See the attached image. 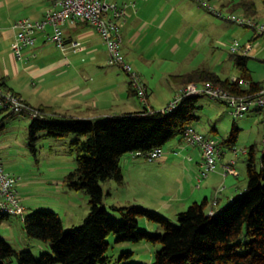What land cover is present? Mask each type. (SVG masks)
Returning <instances> with one entry per match:
<instances>
[{
    "label": "rangeland",
    "instance_id": "obj_1",
    "mask_svg": "<svg viewBox=\"0 0 264 264\" xmlns=\"http://www.w3.org/2000/svg\"><path fill=\"white\" fill-rule=\"evenodd\" d=\"M243 1L156 0L153 8L154 11L158 9V21L166 22L167 14H171L170 18L165 26L162 24L160 28L153 27L148 37L143 35L146 38L144 41L142 36L136 45L137 38L132 43V46L139 48L144 60H140L142 64L139 66L130 63L150 88L146 103L143 100V108L148 105L163 110L173 102L179 91L189 84L182 85L181 80L176 79L177 74L207 67L223 77L241 76L242 72L236 67L232 57L231 47L236 41L243 45L253 44L254 49L248 53V66L255 80L264 79V34L256 33L252 27L228 19V16L233 14L248 15ZM252 1L257 6L255 17L264 21V0ZM23 2L22 0L21 3ZM14 4L16 2L6 3L0 8L1 26L14 24ZM121 50L127 59L126 45L122 44ZM122 72L131 79L124 69ZM199 104V119L194 125L204 134L222 140L229 137L234 125L237 124L241 128L235 145L238 154L235 155L236 151L231 150L233 155L237 156L241 175L228 174L230 179L235 177L237 186L235 185L234 189L240 192L248 183L249 154L245 152L247 147L255 145L257 164L261 166L264 154V121L261 114L254 112L251 118L237 117L231 112L228 104L207 95L200 97ZM9 113L10 110H6L0 103V159L7 170L20 177L18 189L26 207L25 212L29 213L38 208L50 209L61 215L66 230L82 225L90 211V195L84 190L71 188L65 182L67 174L77 166V153L73 152L70 146L76 135L72 133L55 138L48 136L46 131H41L35 152L29 132L32 117L24 113ZM193 147L195 146L179 134L164 145V157L149 160L141 155L135 161L131 153H126L121 161L125 175L124 183H118L114 179L102 183L105 205L113 217L124 220V216L114 210L113 205H131L132 202H137L139 206L165 214L175 224H179V212L186 210L196 199L202 202L207 194L203 186L208 177L203 178L200 183L198 173L192 171L190 166L179 167L180 164L174 161H188L189 152L193 153ZM127 158L135 161L137 167L132 169V162H126ZM217 161L219 166L225 158L218 156ZM201 187L203 189L199 190V194L194 192L198 196L189 199V194H194V189ZM214 192L216 190L212 187L208 192L209 198L214 196ZM176 194L178 200L173 196ZM162 197L173 199L168 201L171 207L167 210L161 208L165 203L161 200ZM187 197V203H183ZM10 219L14 221V225H9L10 222L8 224V218L0 219V235L6 234L3 236L17 249L31 250L37 257L48 251L53 253L49 245V248L42 249L38 244L44 242L27 236L21 217L12 216ZM1 221H4L3 224ZM6 227L9 229H5ZM139 228L152 235L164 232L157 222L143 216L139 218ZM108 240L110 245L107 254L111 256L113 264H151L162 246L160 242L148 240L118 241L116 233H112ZM11 264L19 262L14 259Z\"/></svg>",
    "mask_w": 264,
    "mask_h": 264
},
{
    "label": "trees",
    "instance_id": "obj_2",
    "mask_svg": "<svg viewBox=\"0 0 264 264\" xmlns=\"http://www.w3.org/2000/svg\"><path fill=\"white\" fill-rule=\"evenodd\" d=\"M242 4L256 18L255 2L244 0ZM232 57L242 72L237 79L223 77L207 67L177 74L176 79L182 85L209 81L237 95H256L263 89L264 81L252 77L248 53L236 51ZM0 87L7 90L1 80ZM202 95L205 94L184 96L171 110L146 105L142 110L92 119L53 114L47 107L33 106L39 110L36 116L23 111L32 117L29 132L35 152L41 131L55 138L76 135L70 146L77 153V166L67 174L65 182L90 195V211L82 225L68 230L54 210L38 208L26 213L22 221L27 236L46 243L53 253L48 251L37 257L31 250L17 249L0 235V264H11L14 259L19 264H113L107 254L112 233L118 235V241L160 242L162 246L151 264H264V154L258 166L255 145L248 150L247 186L224 206H216L217 198L213 202L208 197L202 202L194 201L179 212V224H175L169 216L138 204L113 205L124 216V220H118L105 205L102 183L112 179L124 183L123 156L164 147L177 135L184 136L186 128L199 119L197 109L201 107ZM4 108L10 110V115L17 113ZM238 135L239 127L234 125L229 137L218 146L226 144L235 149ZM141 216L157 222L164 232L152 235L140 229ZM10 217L0 215V219Z\"/></svg>",
    "mask_w": 264,
    "mask_h": 264
},
{
    "label": "crops",
    "instance_id": "obj_3",
    "mask_svg": "<svg viewBox=\"0 0 264 264\" xmlns=\"http://www.w3.org/2000/svg\"><path fill=\"white\" fill-rule=\"evenodd\" d=\"M17 1L0 0V8L4 7L6 3L16 2L14 4L16 13L14 24L22 18L42 19L47 10L53 7L54 0H23V3H21L22 0H19L18 3ZM113 1L120 5L129 4L127 16L121 29L122 44L126 45L125 55L129 62L139 66L142 64L140 60H144V56L138 47L132 46V43L137 38L136 45L143 35L148 37L153 27L160 28L162 24L165 26L171 14H167L166 22H159L157 19L158 13H156L158 9L154 11L153 8L156 5V0ZM14 24L8 26H1L0 24V80L6 83L7 90L21 96L29 105L47 107L50 113L81 119L105 117L143 109L144 101L139 98L140 96L133 88L129 76L127 77L122 72L123 68L120 65L109 62L108 46L95 26L82 20L66 21L62 25L67 43L66 49L60 47L50 38L52 28L48 27L46 31H40L37 34L36 44L25 48L23 58L18 59L13 50L17 33ZM144 36L143 41L146 39ZM73 40L80 41L77 48L72 47L71 41ZM237 78L234 77L233 79ZM261 81H264V79ZM146 85L148 88L147 97L149 98L150 88L147 83ZM254 112L261 114L260 110L252 109L240 117L251 118ZM211 138L218 143L224 139L220 140L215 136H211ZM219 148L221 151L220 156L224 157L225 161L219 166L217 161L216 170L208 175L203 186L206 189L204 192L207 193L205 197L208 198L209 190L212 187L216 190L210 200L213 202L216 198L219 199L217 207L228 204L237 194L243 191L239 192L234 189L235 185L237 186L235 177L230 179V175L225 174L226 164L234 160L238 172L235 176L241 175V170L236 161L237 156H234L231 152L233 148L226 144H221ZM249 149L247 147L245 152H248ZM234 150L236 151L235 155H237V149ZM192 152H189L188 161L185 162L182 159H174V161L180 164L179 167L190 166L192 171L198 173V178H200L201 172L199 170H201L203 162L202 150L200 147L195 146ZM164 153L161 157H164ZM131 154L132 159L135 161L141 156ZM0 161L2 162V159ZM128 161L132 162V164L130 163L132 169L137 167L135 161L127 158L126 162ZM203 187L194 189L193 193L197 192L199 194V190ZM197 194H189V199L195 198V196H198ZM173 196L178 200V194ZM161 200L165 202L161 206L162 209L167 210L171 207L168 201L173 199L162 197ZM187 201L188 197L184 199L183 203H187ZM195 201L199 200L196 199ZM132 203L137 204V202ZM210 209H213V205ZM3 222L1 221L2 224ZM8 224L14 225V221L9 218ZM5 229H9V227ZM38 245L42 249L48 247L46 243H39Z\"/></svg>",
    "mask_w": 264,
    "mask_h": 264
},
{
    "label": "built area",
    "instance_id": "obj_4",
    "mask_svg": "<svg viewBox=\"0 0 264 264\" xmlns=\"http://www.w3.org/2000/svg\"><path fill=\"white\" fill-rule=\"evenodd\" d=\"M128 6V3L120 5L113 0H54L53 7L47 10L42 19L22 18L16 21L14 24L17 28L13 45L14 53L18 59H22L24 49L34 46L37 34L40 31H46L48 27L52 28L50 38L60 47L66 49L67 43L62 25L66 21H86L95 26L105 40L109 50V62L120 65L130 75L137 94L146 101L148 95L147 85L141 74L134 70L133 65L125 58L121 50V29L127 16ZM218 14L223 15L222 12H218ZM228 19L252 27L256 30V33L264 34V21H259L251 16L236 14L228 16ZM71 45L77 48L80 41L73 40ZM252 48V43L243 45L236 41L232 44L231 50L246 54L250 53ZM195 94H205L213 99L226 102L231 112L237 117L243 116L249 110L258 109L264 121V87L254 96L237 95L209 81L189 83L179 91L176 99L163 110H171L179 105L184 96ZM0 103L18 113L25 110L30 111L32 116L39 113L38 109L27 104L21 96L3 87H0ZM184 139L194 146H200L202 150L203 163L199 178V181L202 182L203 178L208 177L212 171L216 170L217 157L220 156L221 152L218 142L198 130L195 125H189L186 128ZM132 153L154 160L163 155L164 149L159 147L148 152L135 151ZM229 173H238L234 160L225 166V174ZM19 180L20 177L7 170L4 163L0 161V215L17 216L24 220L26 207L22 202L18 189Z\"/></svg>",
    "mask_w": 264,
    "mask_h": 264
}]
</instances>
